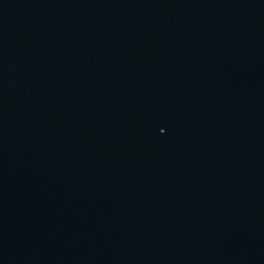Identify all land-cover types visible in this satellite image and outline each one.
<instances>
[{"label":"water","instance_id":"obj_1","mask_svg":"<svg viewBox=\"0 0 264 264\" xmlns=\"http://www.w3.org/2000/svg\"><path fill=\"white\" fill-rule=\"evenodd\" d=\"M0 264H264V0H0Z\"/></svg>","mask_w":264,"mask_h":264}]
</instances>
